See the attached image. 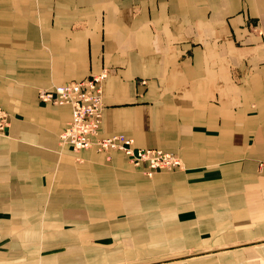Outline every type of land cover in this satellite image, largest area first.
<instances>
[{"label": "crops", "instance_id": "crops-1", "mask_svg": "<svg viewBox=\"0 0 264 264\" xmlns=\"http://www.w3.org/2000/svg\"><path fill=\"white\" fill-rule=\"evenodd\" d=\"M109 71L100 136L60 143L57 84ZM0 264H264V0H0Z\"/></svg>", "mask_w": 264, "mask_h": 264}, {"label": "built area", "instance_id": "built-area-1", "mask_svg": "<svg viewBox=\"0 0 264 264\" xmlns=\"http://www.w3.org/2000/svg\"><path fill=\"white\" fill-rule=\"evenodd\" d=\"M109 71L105 68L98 74L83 80L57 84L39 92V100L54 105L69 104L72 107V121L60 134V143L71 145L73 150L95 148L100 153L122 152L132 166L141 168L149 176L162 170H176L183 166L180 155L163 149L138 148L134 139L123 134L101 137L100 128L105 103L103 81ZM9 125L8 113L0 106V131Z\"/></svg>", "mask_w": 264, "mask_h": 264}]
</instances>
